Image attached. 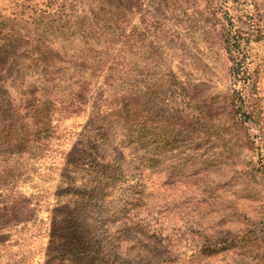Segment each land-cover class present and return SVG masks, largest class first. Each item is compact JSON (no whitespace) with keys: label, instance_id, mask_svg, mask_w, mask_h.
Wrapping results in <instances>:
<instances>
[{"label":"rangeland","instance_id":"374dc122","mask_svg":"<svg viewBox=\"0 0 264 264\" xmlns=\"http://www.w3.org/2000/svg\"><path fill=\"white\" fill-rule=\"evenodd\" d=\"M8 1L0 0L5 12ZM257 2L60 0L54 17L22 22L28 37L0 32L2 141L25 84L59 107L75 78L96 86L82 111L53 114L44 149L0 152V264H264V120L239 126L229 114L232 75L218 20L223 4L242 27L264 29ZM251 44V65L264 62V42ZM168 67L204 112L211 138L202 132L145 150L119 125L96 122L108 70L120 92L141 95L108 118L171 113L161 89Z\"/></svg>","mask_w":264,"mask_h":264},{"label":"trees","instance_id":"16d2710c","mask_svg":"<svg viewBox=\"0 0 264 264\" xmlns=\"http://www.w3.org/2000/svg\"><path fill=\"white\" fill-rule=\"evenodd\" d=\"M228 1L246 7H255L258 4L257 0H223L225 4ZM8 2L11 4V12H5L4 8H0V32L10 37H28L31 32L21 27L22 22L31 24L54 17L60 0H9ZM221 7L224 8L218 9L220 12L218 20L221 25L222 49L229 63L233 84L227 95L228 111L234 117L233 121L239 123V126L245 123L259 125L264 120L259 87L264 62L257 60L258 62L251 65L253 62L251 43L264 42V29L259 28L255 22H251L248 28L242 27L234 10L223 4ZM114 38L116 37H110L109 41L112 42ZM99 66H105L102 59ZM165 76L166 82L161 89L167 95L165 106L171 113L159 115L152 112L141 116V111L134 109L131 113L110 115L113 117L108 118L112 109H123L124 100L129 103L141 95L135 92V87L130 89L128 87L124 92H120L118 90L120 80L115 77L114 72L106 71L98 88L100 101L96 107V122L109 126L119 125L123 134L132 135L137 146L145 150L150 148L151 142L158 143V147L162 148L168 144L185 142L189 138L200 140L202 132L206 133L201 134L202 140L211 138L209 134L213 132H208L211 129L207 124L208 120L204 112L190 105L191 101L185 95L186 86L170 67L165 69ZM37 87L35 83L23 86L19 102L12 107L13 123L8 135L9 140L4 142L0 139V152L14 153L28 147L45 148L56 131L53 114L56 111H62L63 108H67L69 113L82 111L90 103L92 94L96 90L92 79L77 77L70 83L69 100L65 104H63L64 100H60L59 107L56 100L50 96L41 95ZM179 107L184 113L183 116H176L179 114L177 111ZM21 120L23 125H20Z\"/></svg>","mask_w":264,"mask_h":264}]
</instances>
